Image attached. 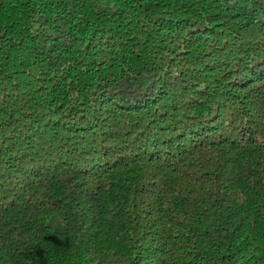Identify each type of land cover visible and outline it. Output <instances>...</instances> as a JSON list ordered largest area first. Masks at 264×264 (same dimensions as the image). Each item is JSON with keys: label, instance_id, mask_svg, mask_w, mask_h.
<instances>
[{"label": "trees", "instance_id": "obj_1", "mask_svg": "<svg viewBox=\"0 0 264 264\" xmlns=\"http://www.w3.org/2000/svg\"><path fill=\"white\" fill-rule=\"evenodd\" d=\"M0 264H264V0H0Z\"/></svg>", "mask_w": 264, "mask_h": 264}]
</instances>
